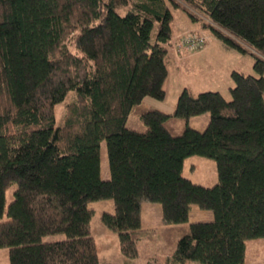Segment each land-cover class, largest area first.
<instances>
[{
    "label": "trees",
    "instance_id": "1",
    "mask_svg": "<svg viewBox=\"0 0 264 264\" xmlns=\"http://www.w3.org/2000/svg\"><path fill=\"white\" fill-rule=\"evenodd\" d=\"M171 7L252 57L255 75L231 72L230 99L183 88L169 113L141 104L165 95ZM67 91L55 126L54 105ZM130 112L144 132L125 127ZM203 113L204 129L188 126ZM190 155L214 161V185L181 174ZM106 198L113 211L101 222L129 260L138 240L166 239L174 228L173 257L204 264H243L244 240L264 238V0H0V248L8 264H105L87 203ZM141 200L158 203L170 227L142 229ZM191 204L213 219L184 225ZM54 233L64 238L42 240Z\"/></svg>",
    "mask_w": 264,
    "mask_h": 264
},
{
    "label": "rangeland",
    "instance_id": "2",
    "mask_svg": "<svg viewBox=\"0 0 264 264\" xmlns=\"http://www.w3.org/2000/svg\"><path fill=\"white\" fill-rule=\"evenodd\" d=\"M172 20L170 22L171 38L167 44L165 58L167 76L163 88L165 95L158 101L144 97L141 104L152 106L160 110L173 108L180 91L185 88L193 95L204 91H217L225 99H230L229 88L233 86L231 72L237 71L243 74H253L252 57L236 50L225 48L219 39L215 37L208 27H202L201 21H192L178 8H170ZM188 33L199 34L204 38V44L192 51L182 48L176 50L183 36ZM72 91H67L65 97L54 105L55 126L62 122L64 104L71 100ZM209 120V114L203 113L187 119L188 126L202 130ZM125 127L139 132H144L146 126L141 118L130 112L125 121ZM100 177L107 179L109 176L106 156L105 141L99 143ZM181 174L194 183L203 186H212L217 182L215 163L212 159L190 155L183 159ZM15 184H10L5 189V204L12 198ZM87 206L92 209L89 220V232L93 238L99 261L105 264H128L131 260L124 258L119 251L118 240L115 232L108 229L100 219L102 212H112L111 199H99L89 201ZM3 218H6L5 213ZM213 219V213L208 209H201L191 204L188 210L187 220L184 225L194 221H209ZM140 227L160 231L164 227L161 219V207L158 203L141 200L140 203ZM176 228L166 236L154 241L146 239L137 241V256L141 264H204L196 260L179 261L173 257V243L178 237ZM64 238L62 233H54L42 237L43 241H56ZM0 264H8L7 248H0ZM133 264V262H132ZM243 264H264V238L253 237L244 240Z\"/></svg>",
    "mask_w": 264,
    "mask_h": 264
},
{
    "label": "built area",
    "instance_id": "3",
    "mask_svg": "<svg viewBox=\"0 0 264 264\" xmlns=\"http://www.w3.org/2000/svg\"><path fill=\"white\" fill-rule=\"evenodd\" d=\"M202 43L203 38L200 35L188 33L181 38L180 43L177 44V47H180L186 51H192L196 48L201 47Z\"/></svg>",
    "mask_w": 264,
    "mask_h": 264
},
{
    "label": "crops",
    "instance_id": "4",
    "mask_svg": "<svg viewBox=\"0 0 264 264\" xmlns=\"http://www.w3.org/2000/svg\"><path fill=\"white\" fill-rule=\"evenodd\" d=\"M177 46V45H176ZM180 48V47H179ZM176 50H178V47H176ZM164 112H167V113H169V112H171L172 110L171 109H166V110H163ZM139 257L137 256L134 260H131L128 264H132V262H133V264H141L140 262H139ZM143 264H145V263H143Z\"/></svg>",
    "mask_w": 264,
    "mask_h": 264
}]
</instances>
